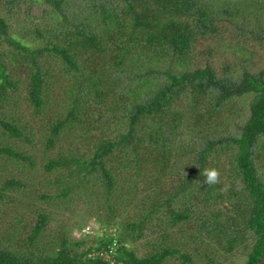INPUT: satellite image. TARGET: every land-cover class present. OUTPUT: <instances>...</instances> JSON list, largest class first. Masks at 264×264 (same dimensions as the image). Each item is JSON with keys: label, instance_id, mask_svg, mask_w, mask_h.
<instances>
[{"label": "trees", "instance_id": "trees-1", "mask_svg": "<svg viewBox=\"0 0 264 264\" xmlns=\"http://www.w3.org/2000/svg\"><path fill=\"white\" fill-rule=\"evenodd\" d=\"M23 101L0 264H264V0H0V105ZM81 209L102 233L72 235Z\"/></svg>", "mask_w": 264, "mask_h": 264}, {"label": "rangeland", "instance_id": "rangeland-1", "mask_svg": "<svg viewBox=\"0 0 264 264\" xmlns=\"http://www.w3.org/2000/svg\"><path fill=\"white\" fill-rule=\"evenodd\" d=\"M19 105H20V102H19ZM25 106L26 105H25L24 101H23V103H21V105L19 107H14L11 104V102H8V104L0 105V113L2 114V113H4L6 111L9 115L12 116V111L13 112H16V115H13V117L18 118V119L21 118L22 121L25 120V119H29V123L31 124L32 115L30 114L29 110L27 108H25ZM9 112H11V113H9ZM33 132H34V134L36 136L35 139H34V141H33L34 146L39 147V140H38L39 137L37 135L38 134L37 133V130L34 129ZM19 147L21 148V145ZM22 149L23 150L24 149L25 150H27V149L29 150L30 147L25 148L23 146ZM34 152H36V154H39L38 151H34ZM38 160L39 161L41 160V156H39ZM10 164H12V161H11ZM23 167H25V169H22ZM10 169H12L11 172H13V173H16V172H19V171H27L28 172V170H29L25 163L23 165H21V166L20 165H17L16 167H14V166L11 165ZM7 170H9V169H7ZM77 214H78V216L76 217V220L75 221L78 224H84V227L81 230L80 229L78 230V226H76L77 228L74 227L72 229V235H84V236L85 235L86 236L89 235V237L93 238V237H95L94 236L95 234H100V233L103 232V231H101V228L94 221L93 218H90V217L87 218V216L85 215V212H83L82 209L80 211H78ZM55 217H56L55 219L57 221L60 220V219H63V217H58V214ZM53 225L55 226V223L54 222L51 224V226H53ZM66 228L69 229L71 227L70 226H67Z\"/></svg>", "mask_w": 264, "mask_h": 264}, {"label": "clouds", "instance_id": "clouds-1", "mask_svg": "<svg viewBox=\"0 0 264 264\" xmlns=\"http://www.w3.org/2000/svg\"><path fill=\"white\" fill-rule=\"evenodd\" d=\"M201 175L205 178L204 182L208 186L220 183V173L216 168H205Z\"/></svg>", "mask_w": 264, "mask_h": 264}]
</instances>
